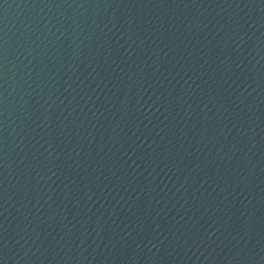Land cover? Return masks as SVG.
<instances>
[{"label": "water", "instance_id": "1", "mask_svg": "<svg viewBox=\"0 0 264 264\" xmlns=\"http://www.w3.org/2000/svg\"><path fill=\"white\" fill-rule=\"evenodd\" d=\"M0 264H264V0H0Z\"/></svg>", "mask_w": 264, "mask_h": 264}]
</instances>
